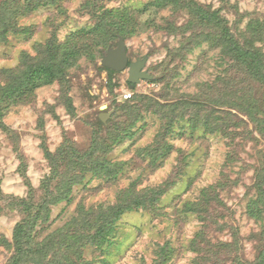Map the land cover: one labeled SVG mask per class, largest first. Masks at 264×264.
Listing matches in <instances>:
<instances>
[{"label":"rangeland","instance_id":"374dc122","mask_svg":"<svg viewBox=\"0 0 264 264\" xmlns=\"http://www.w3.org/2000/svg\"><path fill=\"white\" fill-rule=\"evenodd\" d=\"M152 1L0 0V88L9 78L5 70L18 69L24 54L40 58L52 40L90 47L66 81L2 109L0 264L10 263L15 228L27 217L20 199L39 215L32 231L38 244L69 231L83 210L95 211L96 219L121 195L151 191H163L156 206L125 213L108 250H98L88 233L80 237L85 261L156 264L163 249L170 253L165 264H256L264 257L263 76L256 79L226 53L217 27L205 28L179 5L140 18L141 28L125 37L130 61L148 57L153 77L132 90L128 71L110 73L101 63L120 37L105 46L90 31L106 10L135 11ZM195 1L219 12L235 39L264 60V0ZM133 25L128 19L126 30ZM127 90L135 96L122 101ZM102 114H111L106 124ZM64 147L72 153L57 158L54 171L47 151L53 158ZM101 161L114 176L84 172ZM206 190L212 201L197 209ZM71 230L83 234L85 227ZM76 243L68 246L70 258L80 251L73 252ZM57 248L48 260L64 259Z\"/></svg>","mask_w":264,"mask_h":264},{"label":"trees","instance_id":"16d2710c","mask_svg":"<svg viewBox=\"0 0 264 264\" xmlns=\"http://www.w3.org/2000/svg\"><path fill=\"white\" fill-rule=\"evenodd\" d=\"M179 5L191 9L194 18L198 23L205 26V28L217 27L219 29V44L226 47V53L234 57L256 79L263 76L262 79L264 81V60L262 54L241 45L231 33L227 20L220 16L219 12L212 11L207 6H204L202 3L195 0H153L146 4L142 9L135 11H131L130 9H123L119 12L106 10L102 12L99 17L98 27H94L90 32L98 33L100 36L102 35L105 46L111 39L123 37L126 40L125 37L135 34L137 30L141 28L139 22L140 18L150 14H158L167 7H177ZM128 19L134 21V25L130 30H126ZM85 48L87 51L90 47L83 46V51H85ZM82 49H79L76 44L67 47L63 44H57V42L52 40L45 46H41L40 58H33L29 54H24L18 69L5 70L4 75L9 78L6 85L1 86L0 88V124H2L1 117L4 113L2 110L4 107L6 109V107H10V105L23 102L24 99H27L37 89L43 86L51 85L57 81H66V73L74 61L78 59ZM106 70L110 73H115V71L111 69L106 68ZM194 107L204 109L202 105L199 104H195ZM47 153L53 170L57 171L56 167L60 164V161L57 160V158H62V160L68 159L67 157L72 153V149H67L66 147L65 149L60 150L58 153L59 157L53 156V158L52 154L48 151ZM87 162H89V160H87ZM68 164L69 163H67V165ZM92 166L93 167L90 169H85L84 172H91L94 176H98L105 172L110 177L114 176L110 167L107 166L106 161L95 162V165ZM263 184L262 181V185ZM260 189L262 191L263 186H260ZM162 194L163 191H151V194H143L136 197L134 194L131 196L130 192L126 193L120 196V201L116 205L99 209L96 212L98 215L96 219L93 218V215L95 216V211L89 212L83 210L82 213L84 214L75 218L74 221L69 224V231L66 233L64 230L57 231L55 234L47 238V240L38 244H34V239L32 240V238H34L32 237V231L35 228L34 225H36L40 219L39 215L33 216L32 202L20 199V206L24 208L27 217L25 218L26 220L24 219V222L18 224L15 228L14 241L16 250L9 264H91L83 258L84 240L78 242L80 237L88 233V238L97 242L98 250L101 252L108 250L115 244L117 238L116 223L121 217L128 211H133V209L136 208L143 207L150 210L153 209ZM210 195V191H204L202 193L204 201L194 205V207L197 206V209L206 207L208 201H212ZM52 198L56 199L57 195L51 194V199ZM47 204L48 202H44L42 207L48 209ZM200 210L205 212L206 208ZM39 211L41 213V210ZM92 221H95V226H91ZM78 225L85 227L83 234L72 232L71 228H76ZM93 227L95 232L91 234ZM72 242H77L73 247V252L80 251L70 258V248H68V246H71ZM55 244H58L57 250H63L64 253H66L67 256L64 254V259H60L59 261L55 259L48 260L51 251L50 249L55 246ZM167 255H170L169 251L163 249L161 257L164 256V259H161V261L156 264H165L168 261L166 258ZM256 264H264V257H262Z\"/></svg>","mask_w":264,"mask_h":264},{"label":"water","instance_id":"95a60500","mask_svg":"<svg viewBox=\"0 0 264 264\" xmlns=\"http://www.w3.org/2000/svg\"><path fill=\"white\" fill-rule=\"evenodd\" d=\"M148 60V57H144L143 59L130 62L127 42L123 37H120L117 46L108 50L101 63L104 67L116 72L128 71L129 76L127 82L133 90L143 81H151L153 79L150 72L146 70ZM110 116L111 114H102L100 119L104 123H107Z\"/></svg>","mask_w":264,"mask_h":264},{"label":"built area","instance_id":"2783aa9c","mask_svg":"<svg viewBox=\"0 0 264 264\" xmlns=\"http://www.w3.org/2000/svg\"><path fill=\"white\" fill-rule=\"evenodd\" d=\"M133 95H134L133 91L127 90V92L122 94V101L123 100H125V101L131 100L133 98Z\"/></svg>","mask_w":264,"mask_h":264},{"label":"flooded vegetation","instance_id":"af4514ba","mask_svg":"<svg viewBox=\"0 0 264 264\" xmlns=\"http://www.w3.org/2000/svg\"><path fill=\"white\" fill-rule=\"evenodd\" d=\"M131 62V61H130Z\"/></svg>","mask_w":264,"mask_h":264}]
</instances>
